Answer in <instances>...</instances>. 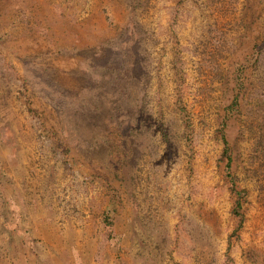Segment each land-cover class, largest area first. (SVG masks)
<instances>
[{
    "label": "rangeland",
    "instance_id": "374dc122",
    "mask_svg": "<svg viewBox=\"0 0 264 264\" xmlns=\"http://www.w3.org/2000/svg\"><path fill=\"white\" fill-rule=\"evenodd\" d=\"M0 264H264V0H0Z\"/></svg>",
    "mask_w": 264,
    "mask_h": 264
},
{
    "label": "trees",
    "instance_id": "16d2710c",
    "mask_svg": "<svg viewBox=\"0 0 264 264\" xmlns=\"http://www.w3.org/2000/svg\"><path fill=\"white\" fill-rule=\"evenodd\" d=\"M236 103H237V99L235 98V100L233 101L232 104L236 105ZM223 155L226 156V157H228V164H230L229 162L231 160V157L229 155V147H228V142H227L226 139H225V149H224ZM233 189H234V187H233ZM109 217H110L109 215L106 216V220H107L106 223H108L109 225H111L112 223H111V221H109ZM15 227H16V225H13V228H15Z\"/></svg>",
    "mask_w": 264,
    "mask_h": 264
}]
</instances>
